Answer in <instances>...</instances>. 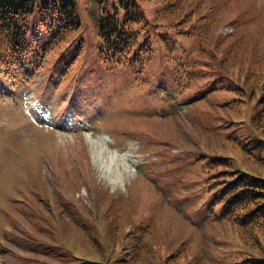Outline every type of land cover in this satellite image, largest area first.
Returning a JSON list of instances; mask_svg holds the SVG:
<instances>
[{
    "label": "rangeland",
    "instance_id": "374dc122",
    "mask_svg": "<svg viewBox=\"0 0 264 264\" xmlns=\"http://www.w3.org/2000/svg\"><path fill=\"white\" fill-rule=\"evenodd\" d=\"M184 1L173 13L176 21L188 8ZM208 2H194L193 9L203 13L199 20L209 31L201 36L203 59L197 50L191 56V82L181 94L172 92L164 47L151 40L154 51L144 62L141 83L136 81L134 61L123 67L103 61L109 69L102 72L91 69L84 58V68L90 70L76 92L92 107L87 117L72 116L67 124L34 120L20 101L25 92L38 87L29 81L22 83L23 92L2 104L0 264H76L75 253L84 256L81 261H89L99 250L98 241L107 245L110 233L118 229L125 234L128 228L144 225L154 228L156 242L148 246L154 264L163 263L176 251L180 252L178 264L196 260L231 264L243 258L263 262L264 241L259 250L241 242L230 222L221 217L222 202H213V196L233 178L221 174L225 170L264 179V135L250 125L259 94L242 96L235 111L237 93L228 89L246 84L248 65L256 68V53L249 56L250 49L264 60V0ZM156 4L163 3L152 0L144 9L146 17L159 24L162 8ZM256 12L259 16L254 19ZM187 24L182 20L180 26ZM46 34L40 35L38 45L22 51L21 59L32 58L44 65L35 69L33 78L40 82V91L50 93L46 99L36 95L44 108L58 113L70 97L69 90L64 99L58 96L69 85L79 57L56 84L57 73L69 61L57 51L75 38L74 33H64L59 47L50 50L53 42H46ZM80 37L83 52L96 55L90 30L83 27ZM230 43L240 58L223 53L224 71L215 53ZM74 47L64 51L69 53ZM50 65L52 75L46 83L44 75ZM2 81L6 89L18 84L10 74ZM71 127L82 131L69 134ZM235 140L245 143L244 148L234 146ZM119 205L130 212L126 220ZM119 215L124 220L121 226ZM80 245L89 250H80ZM126 247L129 250L127 243ZM132 262L143 264L140 256Z\"/></svg>",
    "mask_w": 264,
    "mask_h": 264
},
{
    "label": "trees",
    "instance_id": "16d2710c",
    "mask_svg": "<svg viewBox=\"0 0 264 264\" xmlns=\"http://www.w3.org/2000/svg\"><path fill=\"white\" fill-rule=\"evenodd\" d=\"M149 1L152 0H0V100L6 84L2 81L4 75L10 74L16 82H19L25 76L28 77L33 74L32 71L35 69L44 68L43 64L32 62V58L24 62L21 59L22 51L30 46L38 45L40 35L44 32H47L49 39L53 42L50 50H55L59 47L57 42L62 41V35L74 33L72 36H75L83 22L86 23L93 35L99 60H113L117 65L120 64V59L124 54L130 53L131 39L134 36L135 39L138 38V41L134 39L133 42L137 41L138 45L141 44L140 46L137 45L136 50L138 53H144V49L150 46L149 36L159 37L162 35L160 34L161 31H167L170 34L165 44L160 41L166 52L164 56L169 62L174 61L172 54L176 45L187 48L188 46L195 47L198 52L204 50L205 42L200 36L203 25L199 20L203 13H198L193 9L195 0H187L182 3L188 8L182 13L178 21H176L173 13L182 0H157L163 3L161 4L163 13L159 17V24L143 17L144 8L148 6ZM203 2L209 3L208 0H203ZM182 20L184 23H188L186 27L180 26ZM119 27L123 29L121 45L112 39V35L118 32ZM158 28L160 29L158 30ZM204 29L206 31V28ZM76 37H78V44L75 55L81 53L82 40L78 35ZM232 50L230 43L225 49L215 53V59L217 63L221 64L224 71H226L224 66L226 61L223 53L236 59L240 58ZM254 53H256L257 59L256 68L248 65L249 70L243 79L246 84L242 85L244 90L238 84L228 89L237 93L234 102L235 111L242 96L247 95L249 98H253L258 92L259 107L252 115L250 123L257 134L264 135V70L262 69L264 60L252 49L248 52L249 56ZM208 58L212 57L208 56ZM145 59L146 55L142 54L140 69ZM175 62L177 61L175 60ZM192 65L193 63L189 65L188 62L184 63L182 65L183 72L175 78L176 80L182 78L180 83L182 90H187L188 84L191 82L192 75L189 73L188 76V66ZM173 68L177 69L176 66ZM51 75L52 73L44 76L49 78ZM136 81L140 82L141 78L138 76ZM237 144L244 148L245 143L235 140L233 145ZM252 148L253 146H250L244 150L249 151ZM243 159L247 158L243 156ZM224 165L227 167L229 163L225 162ZM221 174L233 178L225 181L215 191L213 202H222L221 217L230 222L240 241L259 250L261 240L264 241V179L238 174L233 170H225ZM118 208L126 220V215H129L130 212L123 209L121 205ZM122 217L119 215L118 224L120 226L124 221ZM109 237L110 240L107 238L108 241L105 246L98 241L99 250L96 251L95 255L91 254L88 257L89 261H81L84 256L76 253L74 259L65 253L64 256L75 260L76 264H133L132 260L139 256L143 264H154L149 258L148 250L151 241L156 242L152 226L128 228L125 234H121L117 229L116 234L110 233ZM88 242L92 244L91 241ZM126 243L129 250H127ZM86 246L90 247L89 245ZM87 247L80 245L79 248L82 251H88L89 248ZM179 257V251L173 252L161 264H178ZM193 264H199V261L196 260ZM232 264H264V260L258 263L249 258H243Z\"/></svg>",
    "mask_w": 264,
    "mask_h": 264
}]
</instances>
